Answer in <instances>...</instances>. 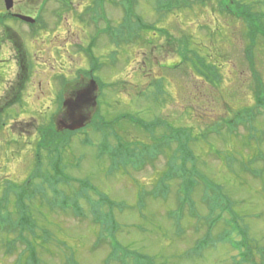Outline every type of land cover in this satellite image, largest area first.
I'll list each match as a JSON object with an SVG mask.
<instances>
[{
  "label": "rangeland",
  "instance_id": "obj_1",
  "mask_svg": "<svg viewBox=\"0 0 264 264\" xmlns=\"http://www.w3.org/2000/svg\"><path fill=\"white\" fill-rule=\"evenodd\" d=\"M103 1L105 16L100 19L99 12L96 14L91 10L95 6L94 0H13L9 12L40 20L44 27L33 29L14 19L0 24V36L7 26L15 44L24 46L20 49L27 64L30 63L26 66L32 67L31 79L26 86L22 77L25 71L18 78L21 68L15 74L13 67H3L0 63V74L5 78L0 82V108H8L0 113V121L4 123L3 127L0 126V200L6 195L13 199L19 190L27 188L28 181L33 180L36 145L41 141L40 127H49L51 123L58 127V121L64 115V112L59 113L58 99L62 95L66 100L70 95L63 79L71 84L77 81L81 71H90L95 66V61L84 50L95 39L92 53L99 58L100 65L97 64V70L92 73L105 87L103 96L100 97L98 88L93 94L99 95L102 114L112 120L126 113H135L146 122L163 121L155 130L159 136L173 128L182 129L194 137L196 140L188 146L196 157L200 156L196 164L198 171L221 187L224 199L232 203L239 216L242 234L232 235L233 241L247 245V249L250 247L255 262L264 264V108H260L261 113L252 124L257 132L242 125L235 131V136L228 134L226 128H221L219 134L212 130L223 121L235 119L247 107L255 108L259 97H264V41L259 40L254 49L253 67L245 57L249 31L234 17L213 13L216 5L213 8L212 4L195 6L196 1L192 0L193 7L165 14L156 11V0H140L135 5L136 14L158 29L146 33L147 38L156 33L152 47L142 40L117 47L97 30L106 28L107 23L115 28L122 22V0ZM263 2L245 0L246 4L252 3L254 12L258 13H264ZM3 5L0 3V11L6 13ZM181 39H188L191 48L197 49L200 55L211 56L209 62L219 65L220 83L200 78L190 64L177 70L163 67L180 61ZM7 43L12 46V41ZM112 52H118L116 57H112L115 55ZM4 55L3 59L8 57L5 51ZM160 80L163 93L157 95L156 83ZM22 83L26 88L23 92L20 91ZM116 129L125 144L152 142L151 138L146 142L147 135L139 128L118 124ZM207 129V141L214 144L213 149L198 138ZM70 132L75 134L69 139L71 144L64 149L66 173L74 179L90 181L95 188L90 191L92 199L98 204L102 198L106 204L101 208L102 213H110V201L124 204L122 211L114 209L113 212L120 226L116 236L124 246L151 256L154 264H244L241 261L245 248L237 250L236 244L218 241V237L229 230L226 222L232 217L228 213H223L221 221H216L210 233L212 240H217V246L203 251L193 250L209 231V224L205 221L216 220V216L205 220L209 214V202L203 201L202 181L193 196L198 218L191 215L189 208H185L180 225L175 224L176 215H169L178 207L175 192L179 180L171 182L166 201L145 196L144 211L139 212V194L155 187L166 170L167 153H162L158 160L141 170L116 172L112 171L107 158L100 160L97 157L100 134L90 129L86 142L85 134ZM109 142L115 145L116 140L110 138ZM57 145L64 147L63 142ZM171 148L174 149V145ZM260 152L263 157H259ZM44 156L51 163L52 157L47 153ZM79 159L81 165L72 167L73 163L79 164ZM250 165L260 174L258 177L244 169ZM187 167L189 169L191 164L188 163ZM49 170L45 165L39 175ZM41 178L43 176L35 178L31 187L39 184ZM72 188L76 189V185ZM62 189L72 193L67 188ZM45 200L39 194L30 204L37 223L34 226L37 237H43V230L51 233L46 244L38 240L39 245L35 247L40 264H72L68 262L72 258L78 264H106L111 249L107 241L99 239L100 226L94 224L90 204L83 200L84 216L77 217L72 211L63 212L50 207ZM14 205L11 202L7 210L19 218ZM6 231L0 229V264H24L29 243L20 239L18 232ZM25 235L32 242L36 240L29 233ZM9 241L14 245L12 249H8ZM111 264L120 263L112 261Z\"/></svg>",
  "mask_w": 264,
  "mask_h": 264
},
{
  "label": "trees",
  "instance_id": "obj_2",
  "mask_svg": "<svg viewBox=\"0 0 264 264\" xmlns=\"http://www.w3.org/2000/svg\"><path fill=\"white\" fill-rule=\"evenodd\" d=\"M63 1V0H61ZM140 0H122L121 1V10H124V18L117 27H112L107 23L106 28L103 30L98 29V34L106 35L109 37L110 41L116 44L117 47L120 44L125 45V43L130 44L133 42H138L142 40L146 43V45L152 47V41L154 42L153 36H156V33L152 35V38H147L146 33H150L153 31H158L154 25H149L145 22V20L138 14H136V6ZM192 0H156V11L159 13H167L171 14L175 10L191 8L193 7ZM195 6H204L211 5L212 8L216 5V8H213V13L218 12L220 15H227L236 18L244 27L249 31L248 38L249 42L245 49V57L250 62L251 66L254 67V49L257 47L259 40L264 41V13L263 12H254V5L252 3L246 4L245 0H195ZM264 3V2H263ZM94 8L91 9L92 12L98 14L101 18H104L105 12L104 10V1L103 0H94ZM264 6V5H263ZM96 16V17H97ZM95 18V17H94ZM3 21L0 20V24ZM37 24H41V21L38 20ZM169 32V31H168ZM171 36V35H170ZM182 42V50L180 52V61L175 65H166L164 64V68H168L170 70H177L181 68H185V66L189 65L193 67V70L197 73V75L206 79L211 83H220L221 75H220V67L216 63L213 64L209 62L211 56L209 55H200V52L197 49L191 48L190 41L188 39H181ZM95 39H92V43L87 49H84L87 53V56L95 61L94 69L90 71L84 70L81 71L80 74L84 75L86 79H93L99 86L100 97L103 96L102 92L104 90L105 85L100 81L99 77H94V70H97V64L100 61L99 58L93 56L92 48L95 47ZM213 51V50H212ZM112 57H116L118 52H112ZM68 80L63 79L64 85L66 87V92L72 94L79 90V88L84 87L81 84L80 78L77 81L69 84ZM160 84H162V80L157 81V95L162 94V89ZM259 84H262L259 82ZM99 96V95H98ZM58 110L59 113L63 112V98L60 95L58 99ZM100 102L97 103V108L92 109L90 112L93 117L89 120L86 126L80 130L76 131V134L86 135V142L89 141V130L92 129L94 133L101 135V141L98 144L99 149L97 153V157L101 160L107 158L109 161V165H112V171L122 170L129 171V169L138 171L141 170L146 165L150 164L158 160V156L164 154H168L166 156L169 161L167 162V167L160 179L157 180V184L155 187L149 192H141L139 194V212L144 211L145 203L143 202L145 196L154 197L155 199H159V197L166 201L169 197V192H171V182L179 180V185L177 187L176 199H177V209L173 212L169 213V215H176L178 218L175 220V224L180 225V221L183 219V212L185 208L190 209V213L194 218H198V213L196 212V206L194 201V194L199 187V181L203 183V201L204 199L208 200V208L209 214L208 218L212 216H216L215 221H205L209 224V231H207L206 235L202 238V240L196 244V247L193 249L195 251H203L209 247H216L217 240H212L210 235L213 227L217 224L216 221H221L223 217V213H228L232 218L226 222V226L229 230H226L224 234H221L218 237V241H228L232 245L236 244L237 250H242L246 253H242V263L244 264H257L255 262V257L252 255L250 251V247L247 249V245L238 244L237 241H233L234 237L232 235L242 234L240 224L238 223L239 216L234 211V206L232 203L224 198L225 195L222 193L221 187L215 183H211L205 176L200 174L197 168V161H199L200 156H195L194 152L190 150L188 144L191 141L196 140L194 137H190L186 131L182 129H171L169 132L166 131L165 134L159 136V133H155V130L161 127L163 121H153L146 122L145 120L136 117V114L126 113L120 116H117L114 119L108 120L104 114H102L100 110ZM260 108H264V97L260 96L257 100V105L255 108H248L242 111L243 113L238 114L235 119L227 120L216 125V128L212 130L219 134L221 128H226L227 133L235 136V131L239 126H248L249 129H254L257 132V129L253 127V122H255L258 118V115L261 113ZM8 110L7 107L0 108V113H4ZM97 119V120H96ZM0 126H4V123L0 121ZM122 123V124H121ZM120 124L121 126H132L134 128H139L142 131V134H146V142H148L149 138H151V144L144 143L141 141H136L135 144L128 143L125 144L123 142L122 137L117 131V126ZM172 127V126H171ZM48 128V129H47ZM157 131V130H156ZM212 132V131H211ZM210 132V134H211ZM255 132V133H256ZM209 130L203 134H200L198 138L203 140L202 142L206 143L210 146V149H213L214 144L207 141ZM213 133V132H212ZM41 141L37 143L36 147V171L32 177L31 182H27L25 190H19V192L12 199L8 197V195L2 197L0 200V229L3 231L12 233L13 231L18 232L20 235V239H23L25 242L29 243L27 247L28 258L24 264H40L38 260V256L35 250V247L39 245L38 240H42L43 243L46 244L48 239L51 238V233L48 230H43V237H37L36 231H34V226L37 224L34 220V216L32 211L30 210V204L36 200L39 194L44 196L46 200L44 201L50 207L54 209H60L63 212L72 211L73 214L78 216H84L83 208H81V202L85 200L91 206V212L94 216V224L100 226L99 231V239L100 241H107L109 244V248L111 249V253L108 257L106 264H111V262H119L120 264H154L151 256L144 255L136 250H131L130 248L124 246L117 238V232L119 230V224L116 222L113 212L114 209L122 211L124 209V204L113 202L109 203V212L110 213H102L101 208L103 205H106L101 198V203H96L90 194L91 190H95L93 185H91L88 179H74L70 177L66 173V167L63 162V154L64 149L71 144L69 140L74 135V132H70L68 130H64L61 132V129L56 127L54 123H51V126L42 128L39 130ZM253 136V132L250 133L249 139ZM110 138H114L116 140L115 145L109 142ZM152 138H154L152 140ZM185 139V140H184ZM63 142L64 147L61 145H57ZM85 142V143H86ZM174 145V149L171 147ZM47 153L48 156L52 157V161L50 163V159L46 160L44 158V154ZM256 157V156H255ZM259 157H263L260 152ZM254 160L256 158L253 157ZM79 164L73 163L72 167L80 166ZM47 162V163H46ZM188 163L191 164V167H187ZM47 165L50 170L43 175H39L42 172L43 167ZM230 169V168H229ZM247 172L251 173L253 177H258L260 174H257L255 170L252 169L251 165L244 168ZM41 178V182L39 184H34L31 187V184L34 182L35 178ZM12 183V182H10ZM14 186L16 184L12 183ZM76 185V189L72 188ZM31 187V189H30ZM62 188H67L66 191ZM51 193V194H49ZM12 196V195H11ZM225 200V201H224ZM106 201V199H105ZM11 202L15 203L16 209L18 213V217L16 218L12 212L7 210L8 205ZM223 203V204H222ZM4 204V206H2ZM14 205V206H15ZM32 206V205H31ZM6 207V208H5ZM5 208V209H4ZM16 218V219H15ZM201 219V218H200ZM201 222V220L199 221ZM203 222V221H202ZM25 233H29L33 235L34 242L32 240L27 239V235ZM26 237V239H25ZM13 241V240H12ZM14 245L9 241L8 249H12ZM192 252V251H191ZM264 259V256L262 257ZM70 263L78 264L74 258L69 259Z\"/></svg>",
  "mask_w": 264,
  "mask_h": 264
},
{
  "label": "water",
  "instance_id": "obj_3",
  "mask_svg": "<svg viewBox=\"0 0 264 264\" xmlns=\"http://www.w3.org/2000/svg\"><path fill=\"white\" fill-rule=\"evenodd\" d=\"M6 2L7 9H11L13 0H6ZM19 18L27 22H34L27 16H19ZM97 88L99 90L97 83L92 81L89 85L70 94L63 105L65 109L64 115L59 119L58 127L69 131H77L84 128L92 117L90 111L97 107L98 96L93 94Z\"/></svg>",
  "mask_w": 264,
  "mask_h": 264
},
{
  "label": "flooded vegetation",
  "instance_id": "obj_4",
  "mask_svg": "<svg viewBox=\"0 0 264 264\" xmlns=\"http://www.w3.org/2000/svg\"><path fill=\"white\" fill-rule=\"evenodd\" d=\"M4 1L5 0H0V3H2V5H3ZM0 13H1V15H5V16L7 15L10 17L15 15L11 12L5 13V11L4 12L0 11ZM19 14H21V13H19ZM1 32H2V35L0 36V63L3 64L2 65L3 67L6 65L13 67L15 74H16V70L18 71V69L21 68L20 73L16 77L20 76L25 71L24 74H22V77L24 79L23 82H25V84L27 86V82L30 81V79H31V76H30L31 72L29 71V68L26 66L27 62H26L25 55H24V57L22 55V52L20 49V46H22V45L17 46V44H15L16 42L13 41L14 36L9 32V30L7 29V26L5 28H3V30ZM11 41H12V46L10 47V45H8L7 42H11ZM22 47H24V46H22ZM4 48H5V50H4ZM4 51L7 52V54H8V57H5L6 59L2 58V54L4 55ZM24 54H25V51H24ZM1 64H0V66H1ZM10 69H12V68H10ZM4 79L5 78H3V75L0 74V82ZM81 79H85V78L81 77ZM24 86H25L24 83H22L20 88L21 89H22V87L25 88Z\"/></svg>",
  "mask_w": 264,
  "mask_h": 264
}]
</instances>
